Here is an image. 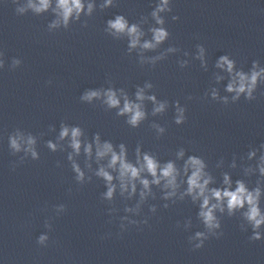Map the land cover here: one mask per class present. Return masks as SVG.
Listing matches in <instances>:
<instances>
[{
    "label": "clouds",
    "instance_id": "obj_1",
    "mask_svg": "<svg viewBox=\"0 0 264 264\" xmlns=\"http://www.w3.org/2000/svg\"><path fill=\"white\" fill-rule=\"evenodd\" d=\"M51 0H39L38 4L29 0L28 7L32 8L36 13L43 12L49 8ZM116 6V0H104L100 4V9H108ZM95 5L87 4L86 15H91ZM57 15L60 19L53 21L49 28H56L62 22L67 28L70 19L75 16L79 19L81 12L85 11L83 0H56ZM172 0H157L153 10L148 16H142L141 23H147L148 17L154 21V24L148 28L151 33V39H142L145 36L144 30L140 23H130L125 15L117 14L114 19L107 20V27L104 31L114 39L122 37L128 38V53L139 49V65L141 67L149 65L154 68L158 62L164 61L169 54L179 53L182 50L176 46H169L158 54L145 57V51L156 52L161 46L169 40L171 33L166 28L165 14L172 12ZM24 12L25 9H18ZM173 21L179 20V16L173 15ZM86 26V25H85ZM196 55L193 59L200 62L202 68L207 67L206 48L203 44L196 45ZM189 52L184 51L183 56L188 57ZM3 52H0V70L5 68L3 60ZM22 64L19 58H13L10 64V70H15ZM181 69L189 66L188 59L178 61ZM215 67L225 69L231 76L230 81L226 85L225 91L232 94L231 97L221 96L217 89L212 88L210 93H205V98L209 97L212 101L219 102L225 106L230 103H237L241 97L246 101H253L257 97L255 93L259 86L264 85V67H260V61L254 60L251 69L248 72L236 69L235 59L229 55H221L216 60ZM222 77H217L219 81ZM51 84L52 81L47 82ZM154 84L151 81H145L143 86H136L135 100L130 99L129 95L123 88L114 89H88L81 96V102L91 104L93 100H102L103 105L107 109H116L117 117H126L125 123L132 129L139 128L148 117L149 112L146 110L145 101L152 104L150 115L152 117L163 116L169 109L170 103L167 99H158ZM146 89L152 90L151 94L146 93ZM264 95V93H261ZM192 100V96L187 97ZM175 109L174 123L183 125L187 121V107L182 106L179 100L173 102ZM54 126H50L52 130ZM150 128L156 133L159 139L166 133V128L161 124L153 121ZM43 133H41V136ZM67 139V148L71 149L67 153V160L70 163L71 170L74 173V180L79 185L91 183L93 176L104 182L106 191L101 193V200L109 204H113L117 193L124 200H132L137 194L139 199L134 207L125 206L124 212L132 215H124L120 217L121 232L126 231L128 226L148 224V219L136 220L133 216H139L142 206L145 205L149 198L156 199V192L153 186L160 189L161 199L165 201L163 207H170V204H176L178 201H184L186 197H190L194 205L198 204L197 219L203 224L204 231H196L188 237V242L192 246V250H199L204 247L205 241L211 237L219 239L223 235L221 216L228 217L240 215L242 223L240 229L247 232L251 229V235L248 237L250 241L264 240V143L259 147L249 146L246 160L249 163L242 164L245 177L257 176L254 187H249L248 181L245 179H236L233 181L229 172L222 173L221 186H211L215 184L213 174L208 170L206 160L198 155H187L186 149L181 147L175 152L176 160H183L182 166H178L176 160L169 159L161 162L157 154L150 151H142L141 144H137L134 155V162L129 159L128 147L125 143L114 144L111 140H102L99 132L93 134L92 139L86 137L84 129L80 126H72L67 123H61L57 142L48 140L45 146L53 153L64 151L65 148L59 142ZM38 138L31 132H25L20 128L15 129L8 135V147L12 155L23 153L19 157L18 162H13L12 168L19 164H23L29 158L33 161L40 159V153L37 149ZM85 157L84 167L77 162L76 157ZM186 157V158H185ZM95 161L97 167L93 169L92 161ZM236 156H233L229 167L235 169L237 167ZM255 161V163H250ZM224 163L223 158L216 164L220 167ZM57 167H61L59 161ZM85 169L87 171H85ZM88 173H91L89 175ZM183 187V190H181ZM71 192V189L68 190ZM170 202V203H169ZM55 213L59 216L67 211V205L59 204L54 206ZM119 209L116 207L109 208V214H115ZM149 211L153 214L157 212L156 205H149ZM219 214V215H218ZM177 228L181 227L177 222ZM192 226L191 219L184 225L185 230ZM44 227L51 232L53 225L51 218L46 219ZM48 232L42 233L37 237L36 243L41 247L49 245L50 237ZM55 243V241L53 242Z\"/></svg>",
    "mask_w": 264,
    "mask_h": 264
}]
</instances>
